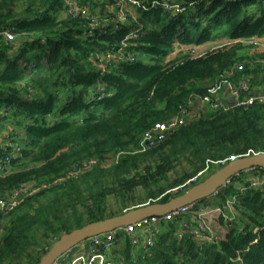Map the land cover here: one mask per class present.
<instances>
[{
    "label": "trees",
    "instance_id": "trees-1",
    "mask_svg": "<svg viewBox=\"0 0 264 264\" xmlns=\"http://www.w3.org/2000/svg\"><path fill=\"white\" fill-rule=\"evenodd\" d=\"M77 1L100 17L112 16V7L103 9L106 0ZM194 1L178 14L161 5L137 7L129 24L110 20L90 33L88 18L64 14V0H0V110L25 130L20 142L0 143V159L20 146L0 168V195L26 182L48 184L0 216V264H38L63 233L104 219L111 193L126 199L141 185L148 198L166 202L203 180L173 190L199 171L264 152V104L255 103L201 109L157 146L107 162L109 154L135 147L192 95L208 93L206 82L236 63L244 69L233 78L264 91V51L246 52L242 41L264 37V0ZM221 39L202 55L183 49ZM91 157L100 163L69 175ZM183 159L193 169L165 185L168 171ZM220 195L215 203L222 205L237 197L236 217L220 240L201 243L188 232L179 237V219L162 221L153 246L136 247L125 235L124 249L109 258L125 264H264V188L235 175L212 197ZM128 208L125 202L120 214Z\"/></svg>",
    "mask_w": 264,
    "mask_h": 264
},
{
    "label": "built area",
    "instance_id": "built-area-1",
    "mask_svg": "<svg viewBox=\"0 0 264 264\" xmlns=\"http://www.w3.org/2000/svg\"><path fill=\"white\" fill-rule=\"evenodd\" d=\"M64 1V14L70 18H88L90 20V33H93L94 29L98 26H105L110 20L115 21L117 25L120 23L129 24L131 16L134 14L133 11L137 7L149 9L152 6L161 5L172 13L178 14L186 12L190 7L195 5L194 0H114L111 9L112 16L107 15L100 17L96 12L91 13L87 6L80 4L77 0ZM5 34L9 40L15 38V35L11 31H6ZM131 36L137 37V32L135 30L132 31ZM242 41L245 44L251 45L258 44L260 40L257 37H251ZM205 52L206 51L196 52L194 48L191 51L194 55H202ZM111 56L112 55L109 54L108 57L110 58ZM129 59L134 60L135 58L130 55ZM101 66L105 67L104 64ZM241 69H244L243 62L236 63L231 68L219 73L215 79L214 86L208 90V93L204 95H192L189 99L179 105L176 114L170 116L166 120L156 122L152 127L147 129L139 137L138 143L135 147L118 152L116 155L109 154L107 161L112 163L117 161L123 154L144 152L157 146L169 136L170 132L174 131L181 125L188 123L191 119L197 116L201 109L227 111L233 107L249 106L255 103L264 104V91H252L249 87V81L245 78H240L237 86H230L226 98L217 95V89L223 88L224 86L226 87L225 83H227L228 80L233 79L236 70ZM3 145L6 147L12 145V143L6 142ZM19 151L20 146L15 145L12 154H7L0 159V168L7 166V164L11 162L12 157L17 156ZM236 157L238 156H232L230 160ZM100 161L101 158L98 157L84 159L79 166H75L68 173L69 175L80 174L82 171L88 170L100 163ZM220 162L224 164L226 163V160H221ZM205 171H207V169L199 171L197 175L188 179L181 187L174 188V190L182 189L185 185H190L193 181L202 178ZM236 175L248 176L253 186L264 188L263 167L254 166L245 169ZM233 177L227 181L226 185L232 182ZM47 185L46 182H26L12 189L5 195H0V216L9 214L21 204L26 196L37 192L42 187H47ZM236 202V196L228 199L224 205L205 204L199 200L180 206L163 215H152L142 218L114 230L87 238L83 241V246H81L80 249L74 250V247L71 248L59 256L52 264H125L122 259L114 260L109 258L114 254L117 242L123 236L130 235L132 243L136 247L142 245L144 248H148L153 246L155 242L156 233L152 231V228L158 227V224L162 221H173L176 219L180 220L181 225L177 232L179 237H182L184 233L188 232L201 243L218 241L224 236L221 235L215 226L218 223L221 225L222 229L227 232L230 220H233L236 217ZM221 217L224 218L223 222L220 221ZM75 251L78 252V255L75 257L77 259H71V253ZM69 258L71 263L68 261Z\"/></svg>",
    "mask_w": 264,
    "mask_h": 264
},
{
    "label": "water",
    "instance_id": "water-1",
    "mask_svg": "<svg viewBox=\"0 0 264 264\" xmlns=\"http://www.w3.org/2000/svg\"><path fill=\"white\" fill-rule=\"evenodd\" d=\"M254 166L264 168V152L249 153L229 160L203 180L192 184L184 192L166 202L140 204L126 209L121 214L92 221L65 232L53 242L38 264H52L63 253L93 235L114 230L148 216L163 215L180 206L211 197L225 186L231 177Z\"/></svg>",
    "mask_w": 264,
    "mask_h": 264
},
{
    "label": "rangeland",
    "instance_id": "rangeland-1",
    "mask_svg": "<svg viewBox=\"0 0 264 264\" xmlns=\"http://www.w3.org/2000/svg\"><path fill=\"white\" fill-rule=\"evenodd\" d=\"M106 2H107L106 6H104L103 9H105V13H108L109 8H111L112 2H110L109 0H106ZM18 8L19 9L23 8L22 4H20L18 6ZM103 9H101V11ZM103 16H106V14H103ZM222 42H223L222 39L216 40V41H209L203 45L184 46L183 49H184V52H186V53L189 51H192L193 48L196 50V52H203V51L211 50V49L217 47L218 45H221ZM247 49L248 48H244L243 50L247 51ZM178 53H179L178 50H175L170 55V57L171 58L175 57ZM23 136H25L24 128L21 127L20 125H17L16 119L14 117H12V116L8 117L5 109H1L0 110V143L5 144L6 142H11L12 144H16L17 142H20V139H22ZM107 162H109V161H107ZM217 168L218 167H215L214 171ZM192 169H193V165H191V163L186 159H183L182 162H176L175 167L172 170L168 171V173H167L169 181L163 180V183L165 185H167L168 182L172 181L173 179H175L179 175H182L186 171H191ZM210 173H212V172L205 171L202 178L204 179ZM249 175H251V174H249ZM171 190L172 189H169V191H171ZM148 193H149V191L145 187L140 185L134 190V192L132 194L127 195L126 199H123L122 197H120L116 194H113V193L109 194L107 199H106V210H105L106 215H105V218L120 214L122 209L125 207V202H126V205H128L129 208H131V207L137 206V205H134L135 203H140V202H144L147 200H148V202H151V200H154V202H155V200L159 199V198H151V199L148 198L149 197ZM221 198H222V195L218 196L217 199H215L211 196V197H207V198L202 199V201L205 204H217L215 202H218V200H221ZM148 202H146V203H148ZM220 205H222V204H220ZM218 220H219V218H218ZM159 230H160L159 227H153L152 228V231L155 233L159 232ZM80 246L81 245L78 244L77 246L74 247V250L80 249ZM122 249H124V239L119 240L117 242V245H116V248L114 251H116V253H120ZM72 253H71L72 256H70V258L74 259L78 255V252L75 251ZM70 258L68 259L69 263H71ZM75 259H77V258H75ZM77 263H79V262H77Z\"/></svg>",
    "mask_w": 264,
    "mask_h": 264
},
{
    "label": "crops",
    "instance_id": "crops-1",
    "mask_svg": "<svg viewBox=\"0 0 264 264\" xmlns=\"http://www.w3.org/2000/svg\"><path fill=\"white\" fill-rule=\"evenodd\" d=\"M259 40L260 41H259L258 44H251V46H249L250 44H248V46H247L248 49H247L246 52L249 51V53H251V54H253L254 52H259V53L263 52L264 51V37L263 38H259ZM215 79L208 80L206 82L207 87H208V90H210V88L214 86ZM238 82H239V79H235V78H233L232 80H228L227 83H225L226 87L224 86L223 88L217 89V91H216L217 95H219L220 97L226 98V95H227V93H228V91L230 89V86H237ZM215 228H217V230H219V232L221 233L222 236H225V233L226 232L222 229V227H221L220 224L217 223L216 226H215ZM81 243H80V245L83 246V242H81Z\"/></svg>",
    "mask_w": 264,
    "mask_h": 264
}]
</instances>
